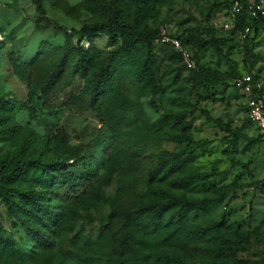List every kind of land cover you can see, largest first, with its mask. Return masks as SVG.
Segmentation results:
<instances>
[{
  "label": "rangeland",
  "instance_id": "374dc122",
  "mask_svg": "<svg viewBox=\"0 0 264 264\" xmlns=\"http://www.w3.org/2000/svg\"><path fill=\"white\" fill-rule=\"evenodd\" d=\"M251 0H148L142 23L151 40L150 78L134 79L146 56L141 38L119 52L108 83L90 96L94 65L72 75L76 46L93 58L119 45L117 34L80 37L84 25L105 21V10L81 0H0V173L17 161L52 164L66 154L72 187L58 186L61 217L42 249L0 199V264H200L211 259L213 229L240 237L233 259L264 257V142L245 115V94L232 78L249 74L264 88V23L245 37L229 27V11ZM128 13L135 7L126 0ZM177 38L196 68L217 72L196 85L168 39ZM55 148L54 153L52 149ZM160 151L189 154L188 188H174V173L150 174ZM263 179L261 185L255 182ZM10 204L21 193L43 198L42 183L19 178L2 182ZM95 186H99L95 195ZM170 188L187 197L225 192L219 202L166 223L149 234L130 213ZM209 228L208 235L192 234ZM77 236L74 240L73 237ZM125 236L131 238L123 250ZM193 245L208 251L191 250Z\"/></svg>",
  "mask_w": 264,
  "mask_h": 264
},
{
  "label": "trees",
  "instance_id": "16d2710c",
  "mask_svg": "<svg viewBox=\"0 0 264 264\" xmlns=\"http://www.w3.org/2000/svg\"><path fill=\"white\" fill-rule=\"evenodd\" d=\"M85 4H92L101 7L105 10L106 19L99 24L84 25L80 37L86 38L87 42L97 32L112 34L119 37V45L116 49L107 52L103 57L93 58L88 50L82 46H76V60L71 67L72 75L83 77L91 66L94 65L96 70L91 75L90 82V96H96L103 90L104 86L108 83L112 74V65L115 57L119 52L129 51L135 37H139L144 41L146 47V56L143 60L141 69L138 70L134 79L137 83H142L150 78V70L152 67V54L150 52L151 40L156 38L158 32H148L145 25L142 23L143 11L142 7L148 0H130L134 2L135 7L130 14L126 0H81ZM32 4L37 10L42 8L44 0H31ZM259 23H264V17H251L242 8L236 15L233 25L230 29L243 32L244 28L249 30ZM244 34V37L247 34ZM181 42V41H180ZM182 43V42H181ZM174 50V49H173ZM175 55L180 60L179 54L174 50ZM194 62L193 67L185 68L189 70L190 79L196 85L200 84L207 77L219 76L217 72H209L205 69H197L194 56L191 54ZM237 77V76H235ZM233 77V78H235ZM232 78V79H233ZM252 80L254 78L251 76ZM257 92H264V88H254ZM7 104L6 101L0 98V105ZM246 112V106H245ZM246 117V116H245ZM249 123L248 119L246 118ZM256 136V135H255ZM257 137V136H256ZM258 138V137H257ZM259 139V138H258ZM260 140V139H259ZM261 141V140H260ZM52 151L55 153L56 149ZM70 156L67 154L60 160L52 164L38 162L35 160L30 161H17L11 167H8L0 173V199L4 205L11 210L13 214L18 211L17 219L21 223L23 229L28 233L42 249H48L51 246L48 240V234L32 226V223H40L46 228L48 233L51 232L54 225L61 217V203L58 198V186L72 187L74 184V175L68 170V160ZM189 154H184L182 151L166 152L160 151L157 156V163L150 174H155L160 171L163 176L174 173L169 181V186L174 188L186 189L192 186V181L185 176L186 163ZM22 176L23 178L35 179L42 183L43 198L38 197L37 194L21 193L18 192L20 197V205L14 209L9 202V199L3 190L2 182L12 181ZM263 179L256 181L257 185H261ZM95 195H98L99 186H95ZM225 197V192H218L215 195L204 196L200 199H192L187 197L183 192L174 194L170 188L158 190L155 193V199L152 203L140 208L134 209L130 215L137 224L140 232L149 234L154 232L162 224L173 223L179 225L190 213H197L202 211L206 204L211 202H219ZM202 232L203 235H208L209 228H194L191 233ZM213 239L215 246L211 248V259L200 264H264V257L260 260L248 259H233L236 250L239 246L240 237L235 233H228L226 231H219L213 229ZM210 235V234H209ZM77 236L73 237V240ZM126 243L123 245V250L130 244L131 238L125 236ZM191 250L208 251L206 246L193 245ZM175 264H193L183 263L176 260ZM112 264H123V258L118 257Z\"/></svg>",
  "mask_w": 264,
  "mask_h": 264
},
{
  "label": "built area",
  "instance_id": "2783aa9c",
  "mask_svg": "<svg viewBox=\"0 0 264 264\" xmlns=\"http://www.w3.org/2000/svg\"><path fill=\"white\" fill-rule=\"evenodd\" d=\"M242 6L236 2L229 11V27H232L236 15L240 12ZM244 11L251 17H264V0H251L244 6ZM244 28L241 36L244 37ZM172 48L179 54L181 63L185 68H191L194 65L191 53L177 38L168 39ZM232 84L245 94L246 118L252 126L255 135L264 142V92H257L254 88H259L249 74H242L232 79Z\"/></svg>",
  "mask_w": 264,
  "mask_h": 264
}]
</instances>
